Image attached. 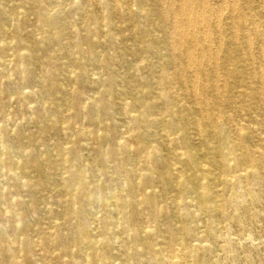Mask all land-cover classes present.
Wrapping results in <instances>:
<instances>
[{
  "label": "bare ground",
  "instance_id": "obj_1",
  "mask_svg": "<svg viewBox=\"0 0 264 264\" xmlns=\"http://www.w3.org/2000/svg\"><path fill=\"white\" fill-rule=\"evenodd\" d=\"M0 181V264L232 257L264 209V0H0Z\"/></svg>",
  "mask_w": 264,
  "mask_h": 264
},
{
  "label": "rangeland",
  "instance_id": "obj_2",
  "mask_svg": "<svg viewBox=\"0 0 264 264\" xmlns=\"http://www.w3.org/2000/svg\"><path fill=\"white\" fill-rule=\"evenodd\" d=\"M13 81L15 83L20 84L24 88L25 92L30 91L29 89L25 88L23 86V82L19 81L16 77H13ZM10 111L11 113H13L12 118L20 122L19 120L20 113L18 112L17 106L12 105ZM27 124L28 125L26 126V130L30 133H33L34 132L33 124L31 123H27ZM45 142L52 143L53 139L46 136L42 139L41 143L36 144L35 147H38L41 150ZM83 158L85 161L88 159L86 152H83ZM0 182L3 185V187L7 186L5 182L3 181ZM247 215L243 214L241 216L243 221V226L241 229H237L233 227L231 229H227L229 239H232L233 241L241 240L242 247H237V245H235L232 257H229L223 250L222 239L218 240L216 243H211L208 245L210 247V252L204 255L202 254L206 259L205 264H264V209L261 208L258 209L259 216L258 219L256 220L248 219ZM199 218L201 222L198 225V229L201 232H205L206 231L205 220L201 216H199ZM215 222L216 225L218 226V230L225 229L227 227L226 221L219 216L215 217ZM200 245L207 246L204 243H201Z\"/></svg>",
  "mask_w": 264,
  "mask_h": 264
}]
</instances>
